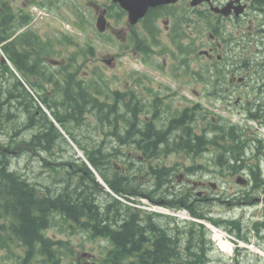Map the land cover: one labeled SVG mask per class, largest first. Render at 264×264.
I'll return each mask as SVG.
<instances>
[{
  "label": "flooded vegetation",
  "instance_id": "af4514ba",
  "mask_svg": "<svg viewBox=\"0 0 264 264\" xmlns=\"http://www.w3.org/2000/svg\"><path fill=\"white\" fill-rule=\"evenodd\" d=\"M130 2L142 6L147 0ZM56 7L77 10L75 17L80 16L79 21L72 24L89 19L90 30L91 27L93 30L95 28L98 35H104L105 32L122 35L121 55L117 53L105 57L102 66L95 67L107 70L125 67L117 63L126 57L122 55L131 54L132 57L121 62L133 66H128L132 73L120 87H108L104 83L94 89V83L64 80L66 75L62 71L72 73L74 77L77 73L72 69L76 65L56 60ZM80 8L84 12L80 13ZM143 8H146L143 16L131 23L122 3L115 0H0V24L8 22L0 38L6 41L10 56L23 51L32 63L33 72L41 73L32 91L24 83L31 93L25 101L34 104L32 110L36 118H40L42 114L37 105L44 112L42 102L47 97L54 102L51 109L56 112L58 87L60 92L57 94L65 95L69 88L64 87L74 84L75 90L79 82L86 91L85 96L98 95L105 107L103 114H108L109 108L115 104L120 122L117 123L120 137L117 147L122 157H116L113 165L124 176L150 177L151 170L156 169L157 160L146 159L143 145L149 143L150 147L153 146L154 142L147 138L155 136V132L161 133L157 148L177 152L166 157L163 155V166L169 169L164 188L167 195L175 199L230 201L235 235L239 237L241 234L250 243L253 241L249 234H243L245 226L240 218L249 215L246 212L254 209L256 215L260 216L254 228L259 230L261 236L260 240L255 239L261 243L264 262V0H176L156 6L146 4ZM99 21L102 22L103 32L97 31L96 23ZM41 27H45V32L37 31ZM84 30L87 31L86 28ZM163 35H166V42L174 49H160L159 56L164 57L163 66L166 65L165 56H175L178 60L175 62L171 59L169 69L158 68L161 72L173 70L177 80L161 78L152 81L147 78V72L144 75L136 71L139 72L141 66L150 65L152 56L156 54L155 48L163 43L160 39ZM20 36L27 41L24 43L25 50L12 48L13 42ZM30 41L35 42L41 52L37 50V54H30L27 49ZM44 45L47 46V53L42 48ZM11 65L14 67L16 64ZM42 72L53 74L51 83L46 85L48 92L44 89ZM56 79L59 81L56 82ZM193 85L199 86L200 90L193 88L188 92ZM44 93L47 96L44 97ZM204 98L217 103V106L202 104ZM226 114L238 118L232 120ZM82 118L89 120L94 115L85 112ZM173 120L178 121L182 131L172 128ZM244 122L253 127L243 125ZM161 127L167 129L162 132ZM37 128L33 126L34 131ZM107 128L109 126L105 130ZM190 136L191 144L184 145ZM127 137L132 139L128 140ZM5 141L0 138V153L8 148L6 138ZM212 141L215 144H208ZM229 150L242 154V157L231 160L244 170L234 176L222 174L223 177L231 178L228 182L221 180L223 184L233 182L222 191L218 183L210 181L213 178L212 171H203L204 168H212L205 154ZM185 152L201 154L193 156ZM175 155H180L182 159L170 161L171 156ZM124 157L128 162L124 161ZM256 167L258 172L249 170ZM195 169L201 172L191 171ZM258 177L259 180L254 184V179ZM147 186V192L152 194L154 189L151 184ZM9 219H0V229H5ZM7 235L13 238L11 245ZM5 236L4 242L0 234L2 243L10 248L21 249V256L27 253L23 239L12 236L9 229H6ZM52 236L55 237L54 234ZM2 251L6 252L5 249Z\"/></svg>",
  "mask_w": 264,
  "mask_h": 264
},
{
  "label": "trees",
  "instance_id": "16d2710c",
  "mask_svg": "<svg viewBox=\"0 0 264 264\" xmlns=\"http://www.w3.org/2000/svg\"><path fill=\"white\" fill-rule=\"evenodd\" d=\"M7 26V21L0 24L2 29L0 34L5 31ZM5 42L4 39L0 38V50L11 63L16 64L13 68L19 77L10 70L6 63L1 62L0 53V135L3 134V129L6 132H11L10 137L5 134L1 136V139L4 143L6 142L5 138L7 139L9 150L21 148L25 149L26 152H31L33 148L29 157L42 159L41 164L44 163L45 165L50 159L54 160L56 143L61 144L64 153L72 148L47 114L37 105L42 116L36 118L32 110L34 104L25 101L26 98L31 96V93L25 88L24 83L32 91V88L37 85V81L41 78V73L33 72L34 68L29 65L32 63L23 51L13 53L10 56L9 47ZM30 42L33 43L27 46L30 54H37V50L41 52V49L35 46V42ZM24 43H27V41H24L20 36L13 42L12 48L24 49ZM42 48L47 53V46L44 45ZM62 73L66 75L64 78L66 82L74 83L77 81L72 73L63 71ZM42 74L44 89L45 92H48L49 89L46 85L51 83L50 78L53 74L51 72H42ZM57 81L59 80L56 79ZM73 85L64 87L65 89L69 88L65 91V95L57 94V92H60L59 87L56 90V112L51 109L54 104L52 100L49 101L46 97V101L40 102L44 103L46 109L51 110V116L60 129L66 133L78 149L84 151L90 163L96 167L116 196L128 202L139 203V199L142 198L151 204L160 205L172 211L184 210L192 218L208 221L212 225L234 235L235 222L232 219L211 218L204 211L206 206H211V203L224 201H227L225 204L230 210L232 207L230 201L224 199L220 201L175 199L167 195L164 188L167 185L166 179L169 169L163 166V155L166 157L177 152L157 148V144L161 141V133L155 132V136L147 138V140L154 142L153 146L150 147L149 143L143 145L145 150L143 154L146 159L156 158L157 160L156 169L151 170L150 177L146 179L138 176L133 178L122 175L113 165L116 160L115 152L113 154L101 153L100 150L88 152L87 149H84V146L76 138L83 129L87 140L107 142L118 150L117 144L120 142V137L119 126L117 125L119 122L116 111L117 106L114 104L111 109L108 107L109 113L103 114L105 107L101 100L95 95L85 96L86 91L80 87L79 82L76 83L75 90H73ZM97 87L96 84L93 86L94 89ZM45 96H47L46 93H44ZM85 112L91 113L94 118L83 120L82 114ZM173 121L172 128L176 127L174 130L179 129L182 131L179 124H177L178 121ZM24 124L31 131V133H28L27 138L20 134ZM33 126L38 128L34 131ZM108 126L109 128L105 130ZM161 129L163 132L167 128L161 127ZM127 139L131 140L132 137H127ZM190 140L191 136L184 145L191 144ZM208 144L215 143L212 141ZM57 148L59 149L60 146ZM43 154L46 156H43ZM185 154L197 156L201 153L191 154L185 152ZM12 155L18 156L21 154L14 151ZM205 155L208 157L212 169L220 175L229 174L234 176L244 170L241 166L235 165V162L232 163L231 160L232 158L242 157L240 152H234L233 150L216 151ZM0 159L4 161L3 165L0 163L2 165L0 171V219L6 217L12 219L7 223L6 229H9L12 236L17 239H23V247L27 249V253L21 256V254L15 252L14 247L10 248L6 243H2L0 249H5L9 255L8 260L12 264L33 263L31 255L33 251L41 256L43 264H243L235 256L225 255L223 257L226 260L222 257L216 259L213 255H221V252L217 251L211 241L210 231L202 223L137 210L108 192H105L103 196L111 199V201L103 206H95L89 198L95 199L93 194L98 190H96V184L86 168L85 170L88 173L83 174L80 172L76 186H72L74 188L72 191L68 189L70 184H67L65 188L69 192H64L65 188H63L58 194L51 195L49 188H46L45 193L40 195V191H37L35 187H31L26 179H22V175L18 170H8L4 153H0ZM106 159L107 161H105ZM55 164L56 162H51L48 165L50 167L55 166L54 171L56 172ZM204 169L208 170L209 168ZM249 170L258 172L257 167ZM191 171L201 172L199 169ZM254 180L255 184L259 177ZM147 184H151L154 189L152 194L147 192ZM229 185L231 184L227 183V186ZM88 189L93 191L92 195L89 194L92 191H88ZM4 197H6L5 199L12 198V202L4 201ZM133 198L135 200H131ZM120 209L123 214H120ZM121 221L122 224H120ZM6 229H0L1 238L4 242L6 241ZM68 229L73 231L72 237L80 234L82 238L90 243L98 245L101 251L99 256L86 253L85 257H88L86 259L90 260V263H83L85 258L80 255L74 258L72 253H68L72 249L67 242L63 243L60 239H53L45 234L48 231L52 234H54V231L61 234ZM240 235L239 238L246 241ZM7 241L11 245L13 238L7 235ZM62 249L63 251H61ZM0 264L3 263L0 262Z\"/></svg>",
  "mask_w": 264,
  "mask_h": 264
},
{
  "label": "rangeland",
  "instance_id": "374dc122",
  "mask_svg": "<svg viewBox=\"0 0 264 264\" xmlns=\"http://www.w3.org/2000/svg\"><path fill=\"white\" fill-rule=\"evenodd\" d=\"M79 11L80 13L84 12L83 9L81 8L79 9ZM76 12L77 10L72 9V8L56 7V25L54 24L56 26V60L57 61L65 60V63L68 65H76V67L72 69L73 71H76L77 73V76L75 77L77 81L83 80L85 82H89L91 85L92 83H94V85L98 84L99 86L103 85L104 83H107L106 85L108 87L109 85H111L113 88L120 87L123 81L125 79H128L132 73L128 66H133V64L128 63V62L121 63L123 61H126L127 57H132L131 54L122 55L126 57L122 58L121 61L117 63L118 65L124 64L122 66H125V67H116L110 70L99 69L95 67L102 66L101 62H102V59L105 57H108V56H111L117 53L121 55L123 51L122 35L116 34L114 32H105L104 35H98V33H95V28L93 30L91 27V30H90L91 21L89 19H87L86 21H83V23L72 24L71 22L79 21L80 16L75 17ZM85 13L90 14V12L88 11H85ZM113 23H114V20H113ZM84 28H86L87 31H85ZM37 31L39 33H43L45 32V27H41ZM165 37L166 35H163L160 37L163 43L161 45L157 44L159 45V47L155 48L156 54L152 56L150 65H145L144 67L141 66L140 71L139 72L136 71V73H139V74L142 73L144 75H147L146 73H144V72H147L148 73L147 78L152 81H157L158 79H161V78H165L167 80H177L176 75H174L173 70L170 72L168 71L161 72L159 71V68H158V67H166L167 69H169L171 66V59L175 62H177L178 60V58L175 56H171V55L165 56L166 65L163 66L162 59L164 57L159 56L160 49H163L166 47V48H169L170 50H174L170 46V44L166 42ZM46 42L48 43L50 41H46ZM52 42H55V41H52ZM85 65L90 66V67L88 68L80 67V66H85ZM91 66H93V68ZM84 72H89V73L85 74ZM109 82L110 84H108ZM193 88H196L197 91L200 90L199 86L193 85L190 87L188 92H191ZM201 101H202V104H209L208 106H217V103L210 102L208 99H205V98ZM226 116L231 118L232 120L238 118L234 116L233 114H229V115L226 114ZM243 125L253 127L252 125H248L247 122H244ZM82 132L76 138L78 141L81 142L83 146H86V148L89 150L97 148V147H101L100 145H98V142H93V141L86 139V135H85L86 133L84 129L82 130ZM3 134H6L7 136H9V133H7L5 129H3ZM99 143L101 144V142ZM110 146L112 145H108L107 148H105V150L110 149ZM10 151H12V149L9 150L8 148H6L5 151L3 150L1 152L5 154L6 163H8L7 165L9 166V168L13 166V168L11 169L18 170L20 174H24L25 166L28 163L27 157L26 156L24 157L22 155H18V156L12 155ZM63 154L64 155H62L59 152L57 157L53 155L54 160L50 159L45 165L44 163L41 164L42 160L40 159L39 165L41 164L40 166L42 168L39 166L36 167L37 165L36 163L26 166L30 170L29 176L32 182L38 186L41 192L45 193L46 188L47 189L49 188L51 195H56L60 191H62L63 188H65L67 184H70L68 185L69 186L68 189L70 191L74 189L72 186L74 187L76 186L79 177L77 173L74 174L73 172H71L72 166H69L70 164L69 162L70 161L73 162L74 161L73 158L77 157L78 155L79 156L82 155V153L79 152V154H77L74 152L73 149H68L66 153L63 152ZM44 155L45 154H43V156ZM58 157H60V159H58ZM13 159L15 163H12ZM181 159L182 158L180 155H175V156H171L170 161L177 162V161H180ZM60 160L65 162V165L56 167V172H55L54 171L55 166L50 167L48 164H51V162L55 163ZM39 169L43 170V172L41 173L40 171H38ZM67 171H70L72 174L68 175ZM212 175H213V178H211L212 180H210L209 178H206L205 180H210V181L218 183L222 187V191H224L226 188L230 186V185L227 186V183L223 184V182H225V180L229 178L223 177L214 171H212ZM68 181L69 183H67ZM69 190L65 188L64 192H69ZM97 190L99 191V189ZM88 191H92V190L88 189ZM98 191H96L95 194H93V191L89 193L90 195L92 194L95 195L96 200L93 198H89V199L92 201V203L95 206H103L107 201H109V199L103 196L104 195L103 191L101 193ZM5 198L6 197H4L3 199L4 201L6 200V202H10V201L12 202V198H9V197L7 199ZM225 202L227 201L220 202V203L219 202L211 203V206H206L204 211L206 212L207 216L211 218H217V217L230 218L232 216V213L226 206ZM144 209H150L154 211H161L164 213H168V211H166L165 209L161 207H156L153 205L144 206ZM255 212L256 211L254 209H251L250 211L246 212L247 214H249V215H246L247 217L242 216L244 219L243 224L245 226L243 233H247L248 231L247 234H249V236L251 237V241H253V243L248 244V243H243L237 240L236 242H232L228 239H225L223 236H221V238H217L215 236V233L211 232V239L212 240L214 239V243L216 245L217 251L221 252V255L219 254H217L216 256L215 254L213 255L216 259H218L219 257H222L224 260H226V258L223 256L233 255V257L234 256L238 257V261L243 262V264H264V262L261 260V254H260V252L263 254L262 249H261V243L260 241L256 242V239L260 240L261 236H259L258 232L254 231V224L259 222L260 216H257ZM175 213L177 214V212ZM237 214H239V212H237ZM178 215L183 216V217H189V215L183 211H181V213L179 212ZM207 225L212 226L210 224H207ZM80 231L84 232V230L83 231L80 230ZM223 232L226 235H229L230 237L232 236V238L237 239L234 235L229 234L228 232H225V231ZM72 233L73 231L71 229H68L65 233H61V234H59L56 231V239H60V241H62L63 243L67 242L70 245V248L72 249V251L68 253H72V255H74V258H76L78 255L84 258L83 254H85L86 252L93 253L94 255L99 256L101 251L98 245L94 243H90L85 238H82L80 234L72 237ZM220 241L227 242L230 246V250L231 248L234 250L233 244H235L236 246H239L241 248L240 253L239 254L235 253L236 255H234L232 254V252L229 253L228 250L222 253V251H220L218 247L220 245ZM243 246H249L252 249L246 250L245 248H243ZM255 250L258 252H256ZM61 251H63V249ZM17 252H21V249H18ZM7 257H8V253L0 250V262L10 263ZM83 263H90V260L85 258V260H83Z\"/></svg>",
  "mask_w": 264,
  "mask_h": 264
},
{
  "label": "bare ground",
  "instance_id": "6f19581e",
  "mask_svg": "<svg viewBox=\"0 0 264 264\" xmlns=\"http://www.w3.org/2000/svg\"><path fill=\"white\" fill-rule=\"evenodd\" d=\"M5 63H6V65H8V66H10V67H12L13 68V66L11 65V62H10V60H8L7 58L5 59ZM30 66H32V64H29ZM14 69V68H13ZM15 72V75L18 77L19 75H18V73L16 72V71H14ZM25 125L26 124H24V126H23V128H21V130H20V134L22 135V136H24L25 138H27L28 137V132H29V128H27V127H25ZM82 132V131H81ZM7 133H9V137H10V135H11V132H7ZM83 133V132H82ZM2 135H5V134H1L0 135V138H1V136ZM86 135V134H85ZM84 140H86V139H84ZM98 145H100L101 147H97V148H94V149H91V150H89V149H87L86 148V146H84V149H87L88 150V152H91L92 150H100L101 151V153H116L114 156H116V157H122L121 156V153L117 150V148H115L114 146H110V149H107V150H105V148H107V146L108 145H111V144H107V142H101V144L98 142ZM58 146H60V148L58 149L57 147ZM33 149V148H32ZM32 149H31V152H26V151H24L25 149H21V148H18L17 150H13V148H12V151H10V153H14V151H16V153H20L22 156H26L27 158L30 156L29 154H31L32 153ZM63 153L64 151H63V149L61 148V145H60V143H56V157L58 156V153ZM28 153V154H27ZM98 153V152H97ZM100 153V152H99ZM83 155V156H82ZM82 155H80V156H77V157H75V158H73L74 159V161L73 162H69L70 164H69V166H72V168H71V172H73L74 174L75 173H77L78 174V177H79V174H80V172H82L83 174H87L88 172L90 173V175H91V177H92V179H93V181H94V183L96 184L95 185V187H96V190L97 189H99V191L98 192H102L103 191V193H105L106 192V190H111L110 188H109V185L105 182V180L102 178V176L99 174V172H98V170L96 169V167L92 164V163H90V161L88 160V158H87V156L85 155V153H84V151L82 152ZM44 159V158H43ZM58 159H60V157H58ZM124 159V161L125 162H128V159L127 158H123ZM39 160L40 159H36V158H34V157H29L28 158V163L26 164V166H28V165H32L33 163H36L37 165H36V167H41L40 165H39ZM42 160V159H41ZM105 161H107V159L105 160ZM111 161V160H110ZM0 163L3 165L4 164V161L2 160V159H0ZM12 163H15L14 162V159L12 160ZM2 165H0V171H1V167H2ZM24 165V164H23ZM65 165V162H63L62 160H60V161H58V162H56V167H60V166H64ZM25 166V171H24V174H21L22 175V179H26L27 180V182L29 183V185H31V187H35L36 189H37V191H40L39 190V188H38V186L37 185H35L33 182H32V180H31V178H30V176H29V173H30V170L27 168ZM6 167L8 168V170H10L11 168H9L7 165H6ZM42 168V167H41ZM85 168L88 170V172L85 170ZM17 171V170H16ZM38 171H40L41 173L43 172V170H38ZM70 171H67V173H68V175H71L72 173H71ZM103 172V171H102ZM0 178H1V174H0ZM128 182H129V180H128ZM43 194V192H41L40 191V195H42ZM107 199H109V198H107ZM111 200L109 199V201H107V202H110ZM106 202V203H107ZM130 205L131 206H133L134 205V203L133 202H130ZM162 207V206H161ZM120 214H123V212H122V210L120 209ZM12 219L10 218L9 220H8V222H10ZM7 222V223H8ZM120 224H122V221L120 222ZM6 227H7V224H6ZM6 227H5V229H6ZM85 232V231H84ZM19 237V236H18ZM216 237L217 238H221V235L220 234H216ZM103 243V242H102ZM2 244V241L0 240V245ZM220 247H221V249L222 250H224V251H226V250H228V251H230V246H229V244L227 243V242H220ZM1 251H2V249H0ZM31 255H32V260H33V263H31L30 262V264H43L42 263V261H43V259L41 260V256L37 253V252H32L31 253ZM8 257H9V255H8ZM8 257H7V259H8ZM10 263H11V261H10ZM10 263H3V264H10ZM12 264V263H11Z\"/></svg>",
  "mask_w": 264,
  "mask_h": 264
},
{
  "label": "water",
  "instance_id": "95a60500",
  "mask_svg": "<svg viewBox=\"0 0 264 264\" xmlns=\"http://www.w3.org/2000/svg\"><path fill=\"white\" fill-rule=\"evenodd\" d=\"M115 1H120L122 3L124 9L128 11L129 21L131 23H135L145 13L146 8H143L144 5L149 4L150 6H156L160 4L175 2L176 0H147V2L143 3L142 6H137V4L131 3L130 0H115ZM96 25L100 32L104 31L101 21L97 22Z\"/></svg>",
  "mask_w": 264,
  "mask_h": 264
}]
</instances>
